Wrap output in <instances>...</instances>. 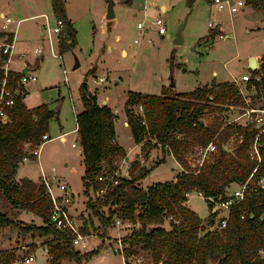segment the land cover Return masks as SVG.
<instances>
[{
  "label": "trees",
  "instance_id": "1",
  "mask_svg": "<svg viewBox=\"0 0 264 264\" xmlns=\"http://www.w3.org/2000/svg\"><path fill=\"white\" fill-rule=\"evenodd\" d=\"M194 1L186 0L189 5ZM244 2L246 7L264 16V0ZM51 11L63 22L57 42V51L63 54L75 46L76 32L64 14L62 0H51ZM216 34H219V29L209 32L208 36ZM9 39H12V34ZM1 59H6V56H1ZM259 65L250 73L264 75V53ZM93 72L94 69H89L78 86L82 110L74 116L85 194L90 188L101 186L94 179L96 171L102 167L112 169V159L125 155L115 141L113 112L108 106L98 104L95 94L86 86V78ZM20 75L17 71H7L6 85L14 87ZM3 78L4 72L0 69V81ZM243 105L236 83L227 81L211 82L180 93L164 86L159 95L127 92L124 117L132 141L141 145L142 151L145 146H158L162 154L167 153L175 159L181 171L174 174L173 180L154 183L145 189L139 187L138 182L149 170L163 163L161 160L146 172L141 170V174L131 173L121 179L118 185L106 189L98 203L88 204L102 232L111 226L114 215L133 224L130 234L122 238L126 246L123 249L125 259L135 254L137 247L149 253L151 264H264V188L257 184L258 179L264 177V133L257 136L260 158L257 160L250 155L256 128L252 124H225L218 114L229 106ZM138 106L142 108L141 113L133 111V107L137 109ZM4 108L7 120H0V194L11 207L39 217L41 223L12 220L0 210V232L10 228L16 231L17 236L34 233L49 236L44 244L48 264H59L62 259L76 264L88 261L98 253V249L88 253L73 249L72 237L50 224L51 200L42 181L34 183L25 177L14 181L21 161L34 158L30 151L39 144L42 135H47L48 122L56 117L55 110L46 103L27 108L20 95L13 99L11 106ZM212 113L216 116L206 123L202 117ZM229 138L235 139L230 147ZM210 142L216 147L215 153L207 155L198 172L193 174L196 167H191L188 156ZM223 146L231 151L224 150ZM131 169L132 172L138 171L135 162H131ZM249 177L245 198L229 208L221 228L211 229L216 213L211 212L213 204L208 198L214 201L224 199L225 188L230 184L244 183ZM188 190L203 195L210 210L206 219L201 221L184 204L187 198L183 193ZM102 206L107 208L106 215L100 212ZM168 216L177 223L167 221L165 224ZM80 231L86 233V227L82 226ZM15 257L13 250H0V264H8Z\"/></svg>",
  "mask_w": 264,
  "mask_h": 264
},
{
  "label": "rangeland",
  "instance_id": "2",
  "mask_svg": "<svg viewBox=\"0 0 264 264\" xmlns=\"http://www.w3.org/2000/svg\"><path fill=\"white\" fill-rule=\"evenodd\" d=\"M62 1L64 12L76 32V44L60 54L57 51L58 36L46 31L53 27L56 19L49 0H0V10L13 22L7 29L15 34L9 68L26 66L30 74L36 77L33 82L27 81L19 87L23 103L28 108L46 103L56 112V117L48 122L47 135L51 140L44 142L37 157L22 161L18 176L35 180L42 165L41 169L48 177L66 184L70 192L67 211L78 225L86 227V233L90 235L89 247L80 252L88 253L98 249L96 255L82 264H123L121 256L113 248L117 238L122 239L130 234L133 224L130 221H121V224L111 221V226L102 232L98 228L97 218L88 207V204L98 203L99 200L89 197L88 192L83 193V165L74 131V116L82 109L78 86L84 74L89 69H94L86 78V86L98 99L106 100L111 107L115 116L116 138L128 149L130 156L127 160L135 162L138 170L131 173L141 174V170L146 172L148 168H152L163 154L158 146H145L144 151L141 150V145L137 148L130 138L129 129L123 126L127 92L159 95L162 86L169 87L170 82L174 85L171 90L176 93L192 91L211 82L237 83L240 75L247 71V56L264 50V21L259 13H251L246 9L244 13L229 17L225 12L214 10L209 0H195L190 5L186 0H114L115 17L112 20L104 19L106 0ZM143 9L150 19L161 18L166 32L159 37L153 28H149L139 43L135 44L133 40L139 36L136 23L142 19ZM180 23H183L182 42L174 45L172 40ZM208 23L213 26L219 24L223 29L219 33L226 37H219L218 34L208 36L209 32L217 29V26L208 28ZM3 37L4 34L0 32V44ZM35 49H39L40 53L35 52ZM121 50H126V53H121ZM74 56L77 57L79 66L72 70ZM239 85L242 87V84ZM251 101L253 107L260 105L254 97ZM133 111L137 113L136 107H133ZM240 113L241 110L237 107H231L218 114L226 122ZM215 116L214 113L205 114L202 118L209 123ZM245 121V118H239L237 123L244 125ZM60 133H64L62 140L54 138ZM231 145L232 143L229 147ZM134 152L139 154L135 155ZM195 156L192 153L188 158L193 162ZM166 159L149 170L138 182V186L144 189L148 185L170 180L177 166L172 158ZM37 161L41 162L40 165ZM236 185L230 184L224 189V193L229 194L236 189ZM52 192L54 196L60 194L56 185ZM187 204L201 219L210 214L203 197L190 194ZM0 210L12 220L22 218L27 223H41L39 217L32 214L34 221L27 220L26 211L11 207L1 194ZM100 212L106 215L107 208L100 207ZM226 216L227 212L223 209L216 211L211 229L221 228V221ZM0 236V247L2 245L13 250L16 256L30 251L35 254L31 264H48L42 250L45 249L44 244L50 239L49 236L36 233L17 236L16 231L10 228L2 229ZM38 247V251L34 252ZM134 251V256L142 263L150 262L149 253L140 251L137 247ZM68 262L76 264L68 259L59 261V264Z\"/></svg>",
  "mask_w": 264,
  "mask_h": 264
},
{
  "label": "built area",
  "instance_id": "3",
  "mask_svg": "<svg viewBox=\"0 0 264 264\" xmlns=\"http://www.w3.org/2000/svg\"><path fill=\"white\" fill-rule=\"evenodd\" d=\"M209 2L214 10L219 12H225L229 17H233L235 14L241 13L245 8L244 0H209ZM142 12V19L136 23V29L137 31H139V36L133 40V43L135 44L139 43V40H141L145 36L146 30L149 28H153L159 37L164 35L166 32L164 22L161 18L150 19L144 12V9ZM1 16L2 17H0V32L4 34V37L2 38L3 42L0 44V69H2V71L4 72V78L0 81V120L2 122H5L7 120V117L4 111V107L11 106L12 101L14 98H16V96H22V91L19 89V87L23 86V83L27 81L33 82L36 77L35 75H31L30 70H28V68L26 67L27 72L25 74H22L21 71H19L21 75L16 80L14 87L9 88L6 85L5 77L7 71H9L6 66L10 60V56L12 53L11 51L13 49L14 31H12V33L11 30L7 29L8 25L13 23L11 18L3 14ZM43 16L46 18L45 15ZM218 25L219 24H215V26H217V29H219ZM207 26L208 28H215V26L211 25L210 23H208ZM62 27V20L56 18L53 27L50 30H48L47 28L46 31L59 36L61 34ZM10 34H12L11 40L9 39ZM218 36L226 37V35H221L220 33L218 34ZM35 52L40 53L39 49H35ZM1 56H6V59L2 60ZM233 83L235 84L236 81ZM239 84H242V87H240ZM236 85L238 87V93L240 94L242 101L244 102V105L238 106L237 109L241 110V113L237 115L236 118L229 119L228 121H226L225 124H236L239 118H245L246 121L244 125L252 124V126L256 128L257 133L255 134V139L251 146L250 155L253 158H257V160H259L260 158L257 152V136L259 134L264 133V75L260 72L251 74L250 71H246L245 73L240 75ZM252 97L256 98V100L260 102L259 106H252ZM231 107L232 106H229L228 108ZM138 112H142L141 106L137 107V113ZM62 137L63 135H57L54 138L62 140ZM48 140H51L48 135L41 136L39 144H35L33 149L30 151L31 155L34 158L38 156L41 146L44 144L45 141ZM234 140V138H229L228 145L230 143L233 144ZM215 151L216 147L212 142L208 143L205 147H200L196 150V159L192 162V167H196V170L193 172V174H196L198 172V169L201 167L202 162L206 159L205 157L210 153H215ZM112 160V169L107 170L102 167L95 173L94 179L98 183H100L101 186L94 189L90 188L88 190L89 197H92L94 200L102 199L108 187L118 185L121 179L127 178L128 175H130V173L132 172L131 163L129 160L126 159L125 156L115 157ZM250 177L244 183H238L236 185V189L231 190L229 194L224 193V199L220 201H214L212 198H208V201L213 204V211L216 212L220 209H223L228 214V210L233 204L238 203L239 201L245 198L246 184ZM54 179L56 181H53ZM39 180L42 181L43 185L45 186L46 193L51 200V208L49 211L50 224L55 229L65 232L66 234H69L72 237L70 242L73 249L75 248L79 251L87 249L89 247L88 238L90 237V235L87 233H82L80 231L81 226L77 224L76 220H74L67 211L66 204L68 203V197L70 192L66 184L62 183L56 178L48 177L46 174L43 173L42 170L40 171ZM52 183L54 184L52 185ZM257 184L264 188V177H260L257 181ZM54 185H56V187L58 188L60 192L59 195H53L52 188ZM190 194L198 195L201 198L203 197L202 194L195 190H188L183 193L186 198H188ZM59 198L63 200H60ZM241 217H243V215ZM166 220L177 223V220H175L172 216H168ZM112 222H114L115 224H121V220L118 217H114L112 219ZM221 225H224L223 220L221 221ZM125 247L126 246L122 242V239L117 238L116 246L113 248V250L121 256L123 264H125V262L127 264H151V262L142 263L139 258L134 256V254H131L125 259L123 257V249ZM34 258V254L30 251H27V253H24L23 255L16 256L8 264H31L34 261Z\"/></svg>",
  "mask_w": 264,
  "mask_h": 264
},
{
  "label": "crops",
  "instance_id": "4",
  "mask_svg": "<svg viewBox=\"0 0 264 264\" xmlns=\"http://www.w3.org/2000/svg\"><path fill=\"white\" fill-rule=\"evenodd\" d=\"M50 1V4H51V0H49ZM114 6H115V3H114ZM114 6H113V9H114ZM244 9H246V10H248V11H250L251 13L252 12H254V13H259L260 14V16H261V19L264 21V17H263V15H262V13L261 12H259V11H256V10H253V9H250L249 7H245ZM243 9V11L241 12V13H244V10ZM5 15L1 10H0V17H2L1 15ZM64 14H65V12H64ZM34 16H36V15H34ZM66 18L68 19V17L66 16ZM69 20V19H68ZM219 26V25H218ZM263 29H264V24H263V27H262ZM219 29H220V31H222L223 32V29L219 26ZM12 32V31H11ZM13 33V32H12ZM14 34V33H13ZM14 36H15V34H14ZM13 48H14V45H13ZM121 53H126V50H121L120 51ZM264 53V50L263 51H260L259 53H250L248 56H247V58H246V63H245V65L247 66V59H248V57H254L255 58V62H256V65H257V68H258V66H259V62H260V57H261V55ZM10 63H11V59L9 60V62H8V64H7V69L9 70V71H13V72H15V71H17V72H19L21 69H23L24 67H26V66H23V65H20L18 68H15V69H11V68H9V65H10ZM256 68V69H257ZM96 69V68H95ZM96 73H97V69H96ZM95 73V76H97V74ZM100 78V77H99ZM229 82H234V81H229ZM89 90V89H88ZM90 91V90H89ZM173 92L174 93H176L174 90H173ZM95 96H96V101H97V103L98 104H100L101 103V101H104V105H106V106H108L110 109H111V107L108 105V103H107V101L106 100H100V99H98V97H97V95L95 94ZM24 104V103H23ZM48 106V105H47ZM26 107V106H25ZM49 107V106H48ZM28 108V107H27ZM33 108V107H32ZM51 110H52V108L51 107H49ZM82 110V109H81ZM111 111H112V109H111ZM52 120V119H51ZM114 120H115V118H114ZM113 123H114V121H113ZM122 123H123V126L125 127V128H128V126H127V123H125V119L122 121ZM74 131H75V133H76V129H74ZM114 132H115V123H114ZM130 133V132H129ZM64 133H60V134H58V135H63ZM57 136V135H56ZM62 138H64V137H62ZM131 138V137H130ZM115 141L119 144V146H121L122 148H123V150L125 151V157H126V159H127V157L128 156H130V154H129V151H128V149L126 150L121 144H120V142L117 140V138H116V133H115ZM45 144V143H44ZM43 144V145H44ZM135 144V143H134ZM42 145V146H43ZM136 145V144H135ZM41 146V147H42ZM140 145H137V148L139 147ZM79 150H80V148H79ZM161 151V150H160ZM133 154H139V152H134ZM150 154V152L148 153V155ZM172 158V156L171 155H169V154H167V153H164L162 156H160L159 158H158V162L159 161H161V160H163L162 162H164V161H166L167 159L166 158ZM173 160H174V163L176 164V166H177V170H173V174L171 175V179L170 180H173L174 179V174L175 173H178V172H180L181 171V168H180V166L178 165V163L175 161V159L174 158H172ZM24 160V159H23ZM22 160V161H23ZM22 161H21V163L18 165V167H17V170H16V173H15V176H14V181H18V179H20V178H22V177H25V178H28L27 176H21V177H19L18 176V174H19V170H20V165L22 164ZM38 162V161H37ZM189 162L191 163V167H192V161H190L189 160ZM39 163V162H38ZM41 163V162H40ZM40 163H39V165H40ZM41 167H42V165H40V171L41 170H43V169H41ZM143 167V166H142ZM156 168V167H155ZM153 170V169H152ZM40 173V172H39ZM43 173H44V171H43ZM45 174V173H44ZM39 177H40V174H39V176L35 179V180H33V179H31V178H28L29 180H32L34 183H36V182H38L39 181ZM166 181H169V180H166ZM145 189V188H144ZM205 200V199H204ZM184 204L186 205V207H188L190 210H191V208L188 206V204H187V199H186V201L184 202ZM192 211V210H191ZM194 212V211H193ZM211 212H214L213 211V209H211ZM195 213V212H194ZM216 213V212H215ZM25 214H26V217L28 218L27 220H29V221H34V219H33V216L31 215V214H29V213H27V212H25ZM197 214V213H196ZM32 216V217H31ZM198 216V215H197ZM198 218L202 221V220H204V219H206V218H200L199 216H198ZM40 219V218H39ZM16 220H23L24 221V219H16ZM34 223H35V221H34ZM0 234H1V232H0ZM1 237V236H0ZM40 247H38L37 249H35L34 250V252H36V251H38V249H39ZM0 250H9V249H7L6 247H4V246H2L1 245V247H0ZM42 250V249H41ZM44 253H45V249H43L42 250ZM46 254V253H45ZM35 255V254H34ZM46 259H47V254H46ZM45 259V260H46ZM62 260H64V259H62ZM61 261V260H60ZM68 264H70L69 262H68Z\"/></svg>",
  "mask_w": 264,
  "mask_h": 264
},
{
  "label": "water",
  "instance_id": "5",
  "mask_svg": "<svg viewBox=\"0 0 264 264\" xmlns=\"http://www.w3.org/2000/svg\"><path fill=\"white\" fill-rule=\"evenodd\" d=\"M113 6H114V0H106V6H105V20H112L115 17V13L113 12ZM182 28L183 23H180L179 26L176 28V32L174 35V38L172 40V44L179 45L182 42ZM79 66V61L76 56L73 57V63L71 65V69L75 70ZM257 68L255 58L254 57H248L247 59V71H253ZM22 74H25L27 72L26 67L20 70ZM169 87L173 88L174 85L172 82L169 83ZM100 105H104V101H101ZM28 148V147H27ZM224 150L231 151L226 146H223ZM205 264H213L212 262H206Z\"/></svg>",
  "mask_w": 264,
  "mask_h": 264
}]
</instances>
